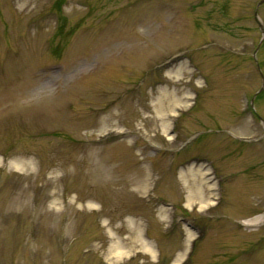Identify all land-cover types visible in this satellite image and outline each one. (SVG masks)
<instances>
[{"label": "rangeland", "instance_id": "374dc122", "mask_svg": "<svg viewBox=\"0 0 264 264\" xmlns=\"http://www.w3.org/2000/svg\"><path fill=\"white\" fill-rule=\"evenodd\" d=\"M258 1L0 0V264H264Z\"/></svg>", "mask_w": 264, "mask_h": 264}, {"label": "bare ground", "instance_id": "6f19581e", "mask_svg": "<svg viewBox=\"0 0 264 264\" xmlns=\"http://www.w3.org/2000/svg\"><path fill=\"white\" fill-rule=\"evenodd\" d=\"M192 172V171H191ZM193 173V172H192ZM204 174V172H202L200 175ZM202 184L205 183L203 180L201 182ZM201 183L199 184L196 179L194 177H192L190 180L187 181V187L189 188V193H188V198L191 200L193 197L198 195V192L201 191L196 188V185H201ZM208 189L211 188L210 185L207 186ZM138 235H140V231L137 232ZM132 236V234L129 235V238ZM122 241L124 239H121ZM123 253L122 249L120 246L117 247V250L114 253L115 257H119L121 256V254ZM178 259H180V256L178 257Z\"/></svg>", "mask_w": 264, "mask_h": 264}, {"label": "water", "instance_id": "95a60500", "mask_svg": "<svg viewBox=\"0 0 264 264\" xmlns=\"http://www.w3.org/2000/svg\"><path fill=\"white\" fill-rule=\"evenodd\" d=\"M263 1H264V0H260V1L257 3V6H258L259 4H261ZM256 18H257V17H256V13H255V20H256V22H258V20H257Z\"/></svg>", "mask_w": 264, "mask_h": 264}]
</instances>
